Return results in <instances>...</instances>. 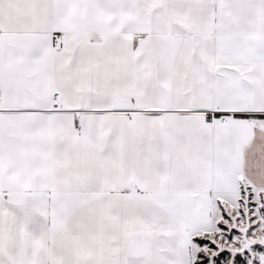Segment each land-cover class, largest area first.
<instances>
[{
  "label": "snow or ice",
  "instance_id": "6c2138e0",
  "mask_svg": "<svg viewBox=\"0 0 264 264\" xmlns=\"http://www.w3.org/2000/svg\"><path fill=\"white\" fill-rule=\"evenodd\" d=\"M0 264H264V0H0Z\"/></svg>",
  "mask_w": 264,
  "mask_h": 264
}]
</instances>
